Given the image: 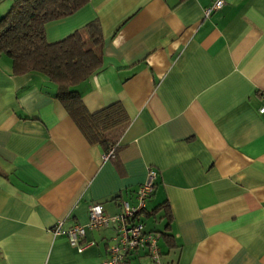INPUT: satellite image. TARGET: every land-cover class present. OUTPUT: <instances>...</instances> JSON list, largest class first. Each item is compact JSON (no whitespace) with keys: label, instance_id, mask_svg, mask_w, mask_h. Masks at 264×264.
<instances>
[{"label":"crops","instance_id":"crops-1","mask_svg":"<svg viewBox=\"0 0 264 264\" xmlns=\"http://www.w3.org/2000/svg\"><path fill=\"white\" fill-rule=\"evenodd\" d=\"M213 1L87 0L44 25L48 43L99 25L101 65L73 89L88 113H125L106 160L55 85L14 76L0 53V264H99L112 227L86 231L80 253L54 229L86 225L90 204L107 217L134 207L148 170L139 220L161 264H264V0H222L204 17Z\"/></svg>","mask_w":264,"mask_h":264},{"label":"trees","instance_id":"trees-1","mask_svg":"<svg viewBox=\"0 0 264 264\" xmlns=\"http://www.w3.org/2000/svg\"><path fill=\"white\" fill-rule=\"evenodd\" d=\"M87 0H13L0 17V53L11 61V73H38L55 85V98L89 143L104 153L126 126L119 103L88 113L73 89L101 65L99 25L91 21L60 41L45 40L44 25L72 15Z\"/></svg>","mask_w":264,"mask_h":264},{"label":"built area","instance_id":"built-area-1","mask_svg":"<svg viewBox=\"0 0 264 264\" xmlns=\"http://www.w3.org/2000/svg\"><path fill=\"white\" fill-rule=\"evenodd\" d=\"M222 5V0H214L209 7L204 9V17H208L211 13L219 10ZM261 101L262 104L258 109L260 114L264 113V93L261 95ZM112 157V149L103 154V160ZM156 177V171L148 170L145 182L134 193L136 202L134 207H129L124 203L121 213L107 217L103 214L99 204H90L87 208L88 222L86 225H75L67 230H61L60 224H58L53 234L64 236L68 244L80 253L84 248L92 245V243L81 244V239L86 231L112 227L114 237L107 247L106 258L99 264H128L129 257L138 251H145V256L149 259L150 264H161L157 247L158 235L144 232L142 222L139 220V214L152 193Z\"/></svg>","mask_w":264,"mask_h":264},{"label":"rangeland","instance_id":"rangeland-1","mask_svg":"<svg viewBox=\"0 0 264 264\" xmlns=\"http://www.w3.org/2000/svg\"><path fill=\"white\" fill-rule=\"evenodd\" d=\"M13 0H8V1H2V2H0V6L1 5H5V7H6V9L3 11V13L2 14H0V17L7 11V9L9 8V6L11 5V2H12ZM145 223H146V221H145ZM147 225H150V222H148L147 224H145V226L147 227ZM145 227V228H146Z\"/></svg>","mask_w":264,"mask_h":264}]
</instances>
